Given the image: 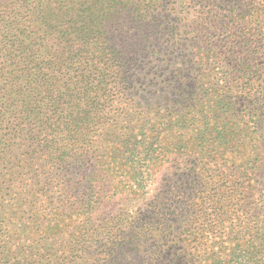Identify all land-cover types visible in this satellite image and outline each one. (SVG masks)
Returning <instances> with one entry per match:
<instances>
[{"label":"trees","instance_id":"trees-1","mask_svg":"<svg viewBox=\"0 0 264 264\" xmlns=\"http://www.w3.org/2000/svg\"><path fill=\"white\" fill-rule=\"evenodd\" d=\"M263 156L264 0L0 1V264H264Z\"/></svg>","mask_w":264,"mask_h":264},{"label":"rangeland","instance_id":"rangeland-1","mask_svg":"<svg viewBox=\"0 0 264 264\" xmlns=\"http://www.w3.org/2000/svg\"><path fill=\"white\" fill-rule=\"evenodd\" d=\"M168 173V166H162L161 168H158L153 177L155 184L151 188L159 189V187L164 186V179L167 177ZM253 174L259 182L258 185L255 184V190L252 192V199H255L259 194L263 193L264 190V156L262 157V161L258 164V166H256ZM103 191H105L106 195L104 196L105 199L101 201L103 205L101 212H116V215L119 216L120 214V218L126 217L123 216L124 211H130V209L135 208L141 202V200L127 198L125 195L107 200L106 197L109 195V184L107 183L104 185Z\"/></svg>","mask_w":264,"mask_h":264}]
</instances>
